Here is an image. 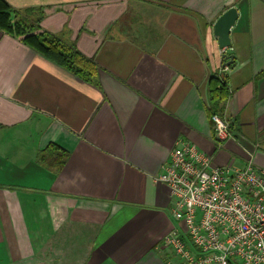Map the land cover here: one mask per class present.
<instances>
[{
	"label": "crops",
	"instance_id": "1",
	"mask_svg": "<svg viewBox=\"0 0 264 264\" xmlns=\"http://www.w3.org/2000/svg\"><path fill=\"white\" fill-rule=\"evenodd\" d=\"M3 1L40 11V30L68 32L99 71L96 88L0 31V264H171L155 178L176 144L264 170V0ZM231 7L218 146L206 84L222 70L212 26ZM49 146L58 158L38 161Z\"/></svg>",
	"mask_w": 264,
	"mask_h": 264
},
{
	"label": "built area",
	"instance_id": "2",
	"mask_svg": "<svg viewBox=\"0 0 264 264\" xmlns=\"http://www.w3.org/2000/svg\"><path fill=\"white\" fill-rule=\"evenodd\" d=\"M211 120L220 146L229 123ZM155 181L171 200L172 227L159 243L171 264H264V170L252 161L214 167L211 154L179 141Z\"/></svg>",
	"mask_w": 264,
	"mask_h": 264
},
{
	"label": "trees",
	"instance_id": "3",
	"mask_svg": "<svg viewBox=\"0 0 264 264\" xmlns=\"http://www.w3.org/2000/svg\"><path fill=\"white\" fill-rule=\"evenodd\" d=\"M42 17L43 15L37 9L15 11L3 0H0V31L20 39L22 44L32 48L63 70L83 82L98 88L97 75L99 69L93 59L80 53L75 42L69 40L68 32L54 35L41 31L39 22ZM233 63L228 68H232ZM206 93L208 117L211 119L213 115H216L220 118H225V105L231 95L227 86L226 75L218 74L210 77L207 80ZM51 147H47L43 152L38 154V161H44L46 152L58 158L59 153L49 151L51 149L57 150V148ZM61 164L62 158L61 160L58 159L55 167H60Z\"/></svg>",
	"mask_w": 264,
	"mask_h": 264
},
{
	"label": "water",
	"instance_id": "4",
	"mask_svg": "<svg viewBox=\"0 0 264 264\" xmlns=\"http://www.w3.org/2000/svg\"><path fill=\"white\" fill-rule=\"evenodd\" d=\"M238 16L237 8L231 7L223 12L212 26V35L216 40L217 48L221 55L222 69L233 63V56L223 53V50L229 49L231 46L230 30L236 24Z\"/></svg>",
	"mask_w": 264,
	"mask_h": 264
}]
</instances>
